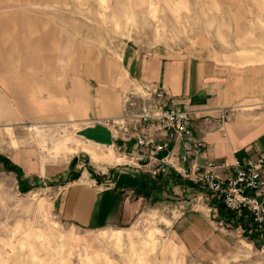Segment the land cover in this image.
<instances>
[{
  "label": "rangeland",
  "instance_id": "rangeland-1",
  "mask_svg": "<svg viewBox=\"0 0 264 264\" xmlns=\"http://www.w3.org/2000/svg\"><path fill=\"white\" fill-rule=\"evenodd\" d=\"M126 46L199 55L263 81L264 0H0V158L29 177L21 183L0 160V264H264V237L217 213L224 242L195 255L174 239L177 217L162 207L126 228L61 220L43 166L77 159L103 176L123 162L110 146L85 142L88 124L67 121L63 106L112 103Z\"/></svg>",
  "mask_w": 264,
  "mask_h": 264
},
{
  "label": "crops",
  "instance_id": "crops-1",
  "mask_svg": "<svg viewBox=\"0 0 264 264\" xmlns=\"http://www.w3.org/2000/svg\"><path fill=\"white\" fill-rule=\"evenodd\" d=\"M39 45L33 47L36 54L42 51V42ZM24 62L42 65L33 57H25ZM120 62L124 79L112 103H105L103 98L100 103H69L63 108L67 121L88 124L81 129L85 142L110 146L123 162L103 172V176L96 171L85 173L81 166H43L39 176L44 184L50 183L54 207L62 221L94 231L130 227L145 211L162 207L174 219L177 217L172 222V235L185 252L195 255L216 248L224 237L211 219L221 203L173 175L153 179L138 171L127 158L134 149L133 141L97 121L121 116L124 93L133 83L142 82L166 91L174 109L193 113L195 134L204 141L198 157L201 165L232 163L264 151V110L257 111L264 108V79H256L255 70L235 73L214 59L172 49L126 46ZM260 72L264 77V68ZM221 109L230 112L228 121H222ZM18 165L24 172L23 165ZM75 173L78 176L72 178ZM220 173L225 177L229 174L223 170ZM209 196L211 204L204 199Z\"/></svg>",
  "mask_w": 264,
  "mask_h": 264
},
{
  "label": "built area",
  "instance_id": "built-area-1",
  "mask_svg": "<svg viewBox=\"0 0 264 264\" xmlns=\"http://www.w3.org/2000/svg\"><path fill=\"white\" fill-rule=\"evenodd\" d=\"M123 103L121 116L97 123L133 141L134 149L127 157L133 167L153 179L173 175L210 193L227 211L244 221L242 226L264 237V151L232 163L201 165L198 157L204 141L195 134L194 115L174 109L166 91L142 82L133 83L124 93ZM221 113L222 121H228L230 112L221 109ZM222 170L228 176H223ZM204 199L208 204L213 201L210 196ZM214 210L218 214V209Z\"/></svg>",
  "mask_w": 264,
  "mask_h": 264
},
{
  "label": "trees",
  "instance_id": "trees-1",
  "mask_svg": "<svg viewBox=\"0 0 264 264\" xmlns=\"http://www.w3.org/2000/svg\"><path fill=\"white\" fill-rule=\"evenodd\" d=\"M0 160H2L4 162V164L7 166V168L9 170L16 171L18 173V175L20 176V178H19L20 182L24 184V180H23L24 176H23L22 170L19 167L13 165L8 159L0 158ZM77 176H78V174L76 175V173H75L72 175V178H76ZM28 191H30V189H28ZM217 207L219 209L220 220L226 221L228 223H233L235 225H244V221L239 220V219L234 220L233 216H235V215L232 214L231 212L227 211L222 204L218 205Z\"/></svg>",
  "mask_w": 264,
  "mask_h": 264
},
{
  "label": "water",
  "instance_id": "water-1",
  "mask_svg": "<svg viewBox=\"0 0 264 264\" xmlns=\"http://www.w3.org/2000/svg\"><path fill=\"white\" fill-rule=\"evenodd\" d=\"M76 162H78V160H77V159H75V161H74V163H73V165H72V168H74V167H75V164H76Z\"/></svg>",
  "mask_w": 264,
  "mask_h": 264
}]
</instances>
